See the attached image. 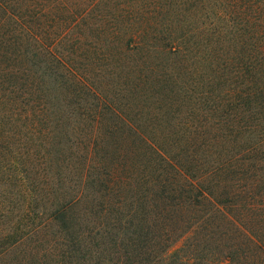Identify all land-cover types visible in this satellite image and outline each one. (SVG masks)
<instances>
[{
    "label": "rangeland",
    "instance_id": "obj_1",
    "mask_svg": "<svg viewBox=\"0 0 264 264\" xmlns=\"http://www.w3.org/2000/svg\"><path fill=\"white\" fill-rule=\"evenodd\" d=\"M178 4L0 0V205L10 207L0 214V229L13 223L16 229L0 241V264H224L230 254L233 264L263 260L257 244L264 241V184L249 186L264 182V160L254 171L234 168L247 158V144L263 139L248 136L262 133L264 118L237 106V66L216 63L235 53L232 29L241 19L234 7H245L241 18H254L264 0H199V16H176ZM194 4H182V11ZM208 25L223 49L211 55L203 37ZM181 36L179 55L161 52L162 39ZM16 39L29 40L30 48L14 49ZM26 53L29 63L16 60ZM46 53L66 55L69 66L41 58ZM140 136L156 139L183 165L186 157L193 161L187 191L177 185L170 191L173 179L163 182L162 166ZM195 176L228 208H193L188 199L197 193L188 191ZM160 191L176 205L161 218L148 217L147 202ZM232 191L240 197H229ZM58 205L71 208L70 218L55 224L50 215ZM244 205L247 218L239 212Z\"/></svg>",
    "mask_w": 264,
    "mask_h": 264
},
{
    "label": "trees",
    "instance_id": "obj_2",
    "mask_svg": "<svg viewBox=\"0 0 264 264\" xmlns=\"http://www.w3.org/2000/svg\"><path fill=\"white\" fill-rule=\"evenodd\" d=\"M197 1V2H196ZM204 0H200V2H203ZM197 3L194 5H190V10H185L182 11V4H188V3ZM258 6L259 3H258ZM207 9V7H206ZM217 9V8H214ZM203 10V9H202ZM235 7L233 9V15H236V17L240 16L241 22L237 23L235 25H233L232 31L234 32L233 36H232V45L230 46L231 48H233L235 51L232 52V54L234 53V55L231 56H227V60L223 61L221 58L217 59L216 65L221 64V65H228L227 62L230 60L233 62L234 65H236V78H238L240 80V84H237V90H235V98L238 101V107L242 108L243 113H247L250 114L252 118H254V115L259 116L258 118L263 119L264 118V5L260 7V9H256L253 13H254V18L251 15V17L249 19H243L241 18L243 11H245V7H240V10L238 12L235 11ZM204 11V10H203ZM198 13L197 16H199L201 13L200 11V6H199V0H179V4L176 6V16H179L181 14H185V13ZM209 12V10H207V13ZM236 12V13H235ZM205 13V11H204ZM178 20V19H177ZM184 20V19H183ZM219 21V20H218ZM182 22V21H181ZM214 22V21H212ZM215 23V22H214ZM214 23H209L210 26L214 27V26H218L215 25ZM178 24H180V21L178 20ZM209 25L206 29L203 30V37L204 35L206 36V43H204L205 46V50L206 53H212V52H219V51H223L222 46H221V38L218 37V34L216 32H212L209 28ZM231 28V27H230ZM182 29V27H181ZM181 29L179 31H181ZM224 30H228L229 27H225L223 28ZM177 31V33L179 32ZM177 35V34H176ZM184 37H172V38H167V42L168 44H166V39H162L163 41H165V44L162 43L163 47L161 48V52H165L169 55H173V56H177L179 55L182 50L181 47L182 44L179 43L180 39H183ZM134 41H130L129 43H133ZM140 42V41H139ZM137 44V46L141 45V43ZM219 45L221 47V50H216L214 47ZM12 46L14 47V49L16 50H21L18 46H20L22 49L24 47H28L30 48V43L29 40H26L25 42H23L20 39H16L14 41V43H12ZM136 46V45H135ZM134 46V47H135ZM238 46H241L240 51L235 50ZM31 50H32V54H35V57L38 56L37 53H39V51L37 52V47L36 46H32L31 45ZM26 51V50H24ZM208 51V52H207ZM17 55V54H16ZM211 55V54H208ZM45 56H50L53 57L54 59H56L57 61H59V63H61L63 65V67H68L70 63H67L65 61V56L66 55H61L60 56H53L52 53H46L44 55L41 56L45 57ZM59 57H62L64 61H60L58 60ZM211 58H214L212 56H210ZM72 58V57H70ZM209 58V57H208ZM26 60L29 63V57H28V53L23 54V55H17L16 60L22 62V60ZM46 63V61L44 60V64ZM20 65L22 63H19ZM69 69V68H68ZM41 70V69H40ZM11 76H8L10 78H12V81H21L20 77H18L17 73H13L11 74ZM43 76V75H42ZM38 89V88H37ZM213 102V101H212ZM216 103V102H213ZM209 111H211V108H209ZM250 117V118H251ZM259 119V121H260ZM256 121V119L254 120ZM258 121V122H259ZM262 127L261 131L262 133H258L255 130H253L250 135L248 137H250L251 139L253 138V136H255V138H257L259 135H263V139L261 140H257L256 142L252 143V144H247L245 150L246 153L248 154L246 157L247 158H243V160L241 161L240 165H236V168H238L241 171H254L256 170V167H260L257 162L264 160V126ZM139 136V135H137ZM130 138V135H128L127 137H124L122 140L127 142V139ZM139 138H141L140 140L147 146V149H149L150 153H152L153 155H155V157L158 158L160 165L162 166L161 169L163 170L162 173V177L164 176V180L163 182H167L169 181V179H173L172 183H171V187H170V191L172 192H177V189H175V186L179 188L181 193H184L185 191H187L185 189L186 187V183H188V176L189 173L192 171L189 170H193L194 166H192L193 161L189 160V157L184 158V161L186 159V164L188 165L190 169H185V165H183V163H181V160L179 159H174L172 157L169 156L168 153H166L164 150H161L159 145L157 143H155V141L157 142L156 139H153L154 141H149L148 139H145L146 137L140 136ZM125 155H122L121 158H125ZM195 158V157H194ZM193 158V159H194ZM199 158V157H198ZM238 158V156L236 157V159ZM183 160V159H182ZM176 162V163H174ZM253 162V163H252ZM120 165V164H118ZM202 167H198L195 170L197 172H200V170L203 168H205L203 166V164H199ZM121 166V165H120ZM122 167V166H121ZM166 167V168H165ZM211 170V168H207V171ZM213 170V168H212ZM264 171V170H263ZM195 172V171H194ZM211 173H214V171H209ZM209 174V173H207ZM205 176V175H204ZM177 177L183 179V181L180 182V185L176 184L177 183ZM198 176H195L193 178L194 181L197 180ZM254 177H256V175H254ZM197 183L190 181L189 183V187H190V191H188V193H193L194 190L197 193L196 197L193 198V200L188 199L190 202L189 204L194 208L197 205H215V209L217 211L223 212L224 209L228 208L227 204H229V202L227 200L224 201H216L215 197H212L214 195H212V193H210V191H206L210 189L209 185H205L206 187H202L201 182L196 181ZM264 184V182H262L261 180H257L255 182H253V185L251 184L249 186L250 190H253L255 187ZM248 190V187H246ZM246 188L243 190L244 192H246ZM161 195H154V198H158V200L155 202V200L157 199H149V201L147 202L148 205V210L145 211V213L148 215V217H157V218H161L163 217V213L167 212L168 209L175 207L176 204H174V198L173 197H168L167 195H164L165 193L160 191ZM239 193V192H238ZM235 191H232L229 194V197L232 196V199H235L236 197H240L239 194ZM159 196V197H158ZM244 198L246 196H243ZM153 198V196L151 197ZM80 200V195H76L74 201H72L70 203V207L72 206L71 204H73L76 201ZM198 200H200L199 202H197ZM74 202V203H73ZM64 205H58L55 208L52 209V213L50 215V220L52 221V223L55 224H59L60 222H64L66 219L70 218L69 217V212L71 210V208ZM180 206V204H179ZM250 206V205H249ZM247 208L246 205L243 206V208L241 210H239L240 214L244 213L243 216L245 218H247L248 216V212L250 210V208ZM259 208H261V211L264 212V202L262 201L259 204ZM258 208V209H259ZM10 209L9 205H0V214L5 216L7 214V211ZM175 212V211H174ZM2 216V218H3ZM204 217H208L209 216V212L205 213L203 215ZM225 217V215H224ZM218 218V217H217ZM15 223L8 225L6 229H0V241H3L5 238H13V235L15 234L16 229H14ZM239 226V225H238ZM242 226V225H241ZM240 226V227H241ZM241 229V228H240ZM244 229V230H243ZM241 230L244 231L245 233V237L248 241H250L251 244L255 245L258 243L259 240L254 239L251 237H249L248 235V230H246L245 228H243ZM138 234V235H137ZM133 233V235L136 237V239L138 238V236L140 235L139 232L138 233ZM22 240V239H20ZM19 240V241H20ZM19 241L15 242L18 243ZM151 240H146V243H149ZM255 243V244H254ZM261 243H264V241H259V243L257 245H259V248H257L259 250V252L261 253V255H263V260L258 261L257 263L254 264H264V245H261ZM261 247V248H260ZM233 257H231V254L228 257V261H225L224 264H233ZM180 264H191L189 261H182L180 262ZM208 264H213V263H208Z\"/></svg>",
    "mask_w": 264,
    "mask_h": 264
}]
</instances>
